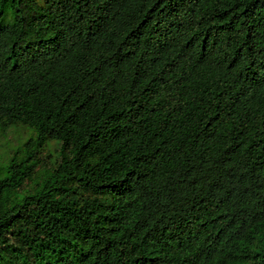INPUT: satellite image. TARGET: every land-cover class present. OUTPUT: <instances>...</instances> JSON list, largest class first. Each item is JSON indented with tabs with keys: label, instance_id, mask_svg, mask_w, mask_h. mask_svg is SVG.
<instances>
[{
	"label": "trees",
	"instance_id": "obj_1",
	"mask_svg": "<svg viewBox=\"0 0 264 264\" xmlns=\"http://www.w3.org/2000/svg\"><path fill=\"white\" fill-rule=\"evenodd\" d=\"M10 127L0 264H264V0H0Z\"/></svg>",
	"mask_w": 264,
	"mask_h": 264
},
{
	"label": "rangeland",
	"instance_id": "obj_2",
	"mask_svg": "<svg viewBox=\"0 0 264 264\" xmlns=\"http://www.w3.org/2000/svg\"><path fill=\"white\" fill-rule=\"evenodd\" d=\"M26 128L10 127L4 135L0 134V161H6L9 153L17 148L20 141L26 138ZM56 141L49 140L44 148L50 151L51 157L55 154Z\"/></svg>",
	"mask_w": 264,
	"mask_h": 264
}]
</instances>
